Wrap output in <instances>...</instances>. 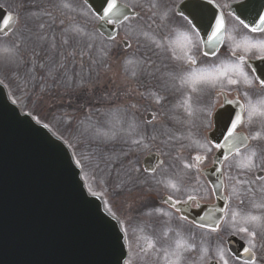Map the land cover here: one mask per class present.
<instances>
[{"label":"rangeland","instance_id":"rangeland-1","mask_svg":"<svg viewBox=\"0 0 264 264\" xmlns=\"http://www.w3.org/2000/svg\"><path fill=\"white\" fill-rule=\"evenodd\" d=\"M24 1H27V3L23 6V11L28 14L29 8L26 5L30 3V0ZM51 1L53 3H57L58 5L60 3V0ZM51 1L46 2L45 0H39V7H36L30 11L35 12L37 16L31 19H25L27 14L21 11L19 0H0V4L5 9L9 11H19L21 15L20 17L18 16L19 21L15 29L8 36L2 39L0 38V45L3 46L11 47L12 43L19 44V49L13 53L15 58L14 62L10 63L7 58L0 57V76L6 85H10L9 93L11 97L18 105L21 106L24 112L30 113L36 118V121L47 124L52 130L54 129L53 131L56 133H59L60 130L62 136L67 141L69 140L71 143L69 147L72 150L73 156L75 157L76 161L80 160L82 162L81 165L84 166L83 178L85 179L89 192L101 194L105 199V205L107 206V209L111 213H115V216L119 219V221L122 222L124 230H127L126 238L129 250V256L127 260H130L131 264H162V251L156 252L155 250H149L147 254H145L143 249L147 247V242L149 239H151L155 243L156 248L159 249H163L164 247L172 245L173 241L177 238L176 231L178 230L181 232L184 242L194 245L192 252L184 254L185 260L183 261V264H208L210 260H213L217 248L224 249L229 264H242L232 259L231 255L226 249L224 241L227 235L233 233L238 235L246 242V236L237 232L231 226V211L240 210L241 208H249L250 205L248 197H244L245 202L243 205H241L239 202V197L244 196V189L249 185L237 182L250 181L254 178H257L255 173L260 170L259 167L254 166L250 170L237 167V161H239L241 164H243L244 161L240 157H235V155L227 161V165L232 166H227L229 168L226 173V193L227 196H229V193L233 190V188H235L236 197L228 200L229 204L227 208V215H225L224 220L216 231L204 230L197 227L193 228V226L187 223H185L186 225L184 230H181L175 225L177 224L175 219L177 218L176 215H169L167 217L163 215L148 216L144 213V217L138 216L140 221H134L137 215H131L130 210L134 205L145 203L146 199H149L152 194L155 197L162 196L164 185L162 176L164 171L163 167L158 169L154 174H144L143 171L140 170L139 172L134 171L140 180L142 179V181L147 182L140 184L138 191H135L133 194L126 195L124 193L119 198H114V194H112L110 190L106 191L104 182L100 181L97 177V171L102 173L103 170L101 168L105 169L111 165V161L106 163L101 157L103 155H119V150L117 152H113V148L110 147L112 143L107 146L104 144H101V146L100 144H96L97 142H100L93 140L89 134L84 133L83 128L87 126L88 116H91L93 123L99 122L100 124L106 125L107 127H112V124L109 123V117L106 115V113L117 108L121 109V111L116 117L114 127L117 138L116 141L122 142L124 145L129 146L130 150L135 154V159H137L136 163L139 162L141 166L142 158L145 154L151 151H157L161 155L166 153L167 157H174L173 152H168V150L172 151V148L174 149L176 147H181L182 142H180L179 139H176L175 142L178 143H176L175 146H172L173 142H171L168 138L163 139L160 137L158 134L160 129H158L157 126L158 124L168 122L170 120V115L172 120L176 122L177 118L180 116H184V121L186 122L189 116H187L184 107L181 108V113H179L177 103L174 99L170 101V109H168L162 101L160 104L155 103V99L150 95V93L155 92L158 96H162L163 99H165L166 97L164 89L170 90L180 88V80L178 78L173 80L171 77L164 74V72H149L151 75L146 74V79H144V74H142L141 71L134 69V67L138 66V63L134 59L127 57L125 54L119 55L109 51L105 61L107 68L97 64L98 66H95V69H98V72L90 74L85 72L84 77L86 86L82 89H77L75 87H66V89H63L60 88V86L63 84H59L56 85L57 88L54 90L45 89L43 92L41 90L36 91L34 89L32 90L31 87L28 88L23 86L27 84L25 80H29L31 77L27 79L19 77L21 81H23V85H18V88L14 87V82L17 84L18 82L10 77V75L8 76V74L5 73L6 71H10V69L16 70L17 73H20L24 70L31 71L29 68H26L21 64L22 62H25L23 61L25 60V55L22 53L23 51L21 50V47L27 48L28 53L29 49L38 48L41 44H43L48 36H52V32L50 31L51 25L57 27L54 29V32L58 34L59 39L57 41V45L60 47V39L63 27L69 24H88L89 28H91L97 21V19L90 13V9H87L84 5H78V9L73 12L62 9L59 6H54ZM68 2H70V0H68ZM46 11H48V13H46ZM40 12L43 14V17L41 14H39ZM81 12H84L85 15H80ZM87 19L90 20L88 23L86 21ZM61 21H63V24ZM40 25H44V27L41 28ZM92 34L94 35L93 32ZM40 36H44L45 39L40 40ZM95 37V43L97 46L103 45L105 46L106 51L109 50L107 45L102 40H98L97 36ZM98 41L101 44H98ZM179 42L182 44L188 43V41L183 40L181 37L179 38ZM50 45H48V50L50 55H52L54 53L51 51ZM183 47H185V45L176 46L178 51H182ZM38 49H44V51L49 54V52L44 47ZM92 55L97 58L100 57V53L98 52H94ZM153 58L154 59L151 60L147 66L156 67L161 70L168 67L165 61H159V59L156 61V58ZM126 59L132 60L133 63L125 66L124 61ZM76 61L81 63V58L77 56ZM89 64V58L87 56L84 57L83 67L88 68ZM30 65L37 68L40 67L41 64L35 66L34 64L30 63ZM125 68H127V71ZM132 71H137V77L131 76ZM141 74L142 78L144 79L142 82L139 80L142 79ZM8 78H10V81ZM40 79L43 80V82L41 80V84L52 81L48 78L47 72L41 73ZM149 79H154L158 81V83L154 82L153 80L152 83L149 81ZM146 80L148 83L145 84ZM35 81H37V78ZM41 84L38 87L40 89ZM29 85L31 86V84ZM33 85L34 83H32V86ZM255 89H257V87ZM39 91L40 93H38ZM170 97L173 98L172 95H170ZM255 102L256 100H253V103ZM133 105H135V107H133ZM96 108L101 109L100 112L91 114V111ZM188 110L192 111V108L190 107ZM147 112L153 113V118L151 119L150 124L148 123L149 121H145V114ZM80 121H85V125H81ZM129 121L134 122L141 129H147L149 135L152 134L154 129L157 138L155 140L146 139L140 146L132 145L127 130V122ZM247 130H249L250 133L252 131L250 127H247ZM126 140L128 141L127 143H125ZM145 144L147 147L144 146ZM106 147L107 150L99 151L100 149H105ZM244 151L245 149L242 150V152ZM95 154L96 157L93 158ZM167 163L168 160L166 159V164ZM254 165H261V160L259 157L254 159ZM134 169H140L139 165ZM115 175L116 174H114V176ZM229 177H231V179ZM101 180L103 179L101 178ZM157 181H159V183ZM251 186L255 189L258 187V184H253ZM256 200L259 202V193L256 194ZM146 203L152 209L158 208L161 210V213L164 212L165 208L163 206H151L153 204L151 201ZM147 210L148 209H146L145 212H147ZM143 221L146 223H151L153 221L152 224H150L147 228V230L150 231V235L144 234V232L140 229L139 225L143 228V225L141 224ZM164 221H169V223L165 224ZM178 224L181 227L184 226L181 221ZM166 227H171L173 231L169 232L167 237H164L163 232ZM191 229H193L191 232L187 231ZM201 248L208 250L207 259L204 261H201L200 259V256L202 255L200 251ZM254 252L256 253L255 264H264V249L259 247V238L257 239V248L254 249Z\"/></svg>","mask_w":264,"mask_h":264},{"label":"snow or ice","instance_id":"snow-or-ice-1","mask_svg":"<svg viewBox=\"0 0 264 264\" xmlns=\"http://www.w3.org/2000/svg\"><path fill=\"white\" fill-rule=\"evenodd\" d=\"M85 3H90V0H85ZM208 4L212 3V0H207ZM59 7L69 11H76L75 7L68 2V0H60ZM95 8L96 15L99 13L97 18V24L100 22H107L109 24H114V22H130L136 18V13H129L125 11L128 8L127 5H121L118 3V0H99V6H92ZM165 6L157 3L156 0H150L149 10L152 13V17H158L159 23L157 28H166L168 21V12L160 11V9ZM227 7V5H225ZM199 9V14L201 16H206L207 23L205 27L208 31L205 33L206 40H201L200 43L207 44L212 46L211 52H204V56L216 55L217 45L223 44L225 35L229 32L227 25V17L222 13H208V10L203 7V5H197ZM80 15H85L84 12H81ZM35 12H29L25 19H31L36 17ZM233 19L237 20L239 25L246 29L249 33H264V13H257V18L252 21L251 24L246 23L244 19H240L237 16H233ZM18 19L12 15L7 16V18L0 17V24L3 27H0V32L5 35L8 34L9 29L11 28L12 21ZM151 19V17H150ZM184 20L188 22L189 25L192 24V21L188 19L187 16H184ZM63 24V21H61ZM41 28L44 25H40ZM151 25L145 28L143 25L139 26V30L136 33V38L139 41L141 38L149 46V50L152 48L159 49L161 51H171L172 58L175 61H182V65H178V72L176 74L166 73L167 76L171 77L173 80H180V88H187V91L184 95V102L180 105L185 108L187 116H192L193 111L188 109L192 106V101L196 100L197 103L203 102L204 97L200 95L202 90L207 88L209 90H215L218 88L216 93L218 96L222 97L223 102L220 104V107H223V104H235L239 108V112H235L233 116L229 117V122L225 126V130L221 133L223 137V143L217 142L212 144L211 140H207V147L204 144L199 143V141H193L196 147L205 149L206 152H212V149L215 148L217 151H221L227 148V154L224 155L222 160H219V163L225 164L230 157H233V150L235 157H240L244 163L241 164L239 161L236 162L237 167L250 170L252 167H259L261 171H264V76L256 75L255 69H252V74L250 75L247 69L251 68L249 63L250 57L248 53L252 52L253 49H256L259 53L257 59L264 60V40L253 42L251 38L247 35L242 36L237 40L236 36L228 34L227 39L230 44V52L232 56V62L230 64L214 65L211 68L197 67V60L194 56L190 55L188 51L184 52L183 55H177L176 50L172 47V44L177 38V29H171L167 35L157 36L156 33L150 31ZM193 32L195 36H199V32H195L194 29H189ZM180 37L188 41L189 44L194 46V41L191 38L184 34L180 33ZM40 40H44V36L39 37ZM110 40L114 37H109ZM96 37L87 31V28L83 25H74L69 24L62 29L61 39H60V52L59 60H56L54 57L49 56L51 64L47 66L48 78L53 81V86L63 84L66 87H75L77 89H82L86 86V81L83 71V59L88 57L89 72L95 70V65L99 64L104 68H107L106 58L109 54V50H105V46H97L95 43ZM130 46V45H129ZM51 51L53 53L57 50V44L55 42V37H53L51 42ZM19 49V44L12 43L11 47L0 45V57L7 58L9 62H14L13 53ZM70 49V50H69ZM93 52L100 53V57L97 58L92 55ZM38 55V53H37ZM81 58V70L75 71L70 70L68 64H76V57ZM132 60L126 59L124 61L125 66L132 64ZM145 63V61L137 62ZM41 68H45V64L40 65ZM127 71V68H125ZM71 71V75L69 74ZM98 75V73H97ZM137 71H132L131 76L137 77ZM151 75V73H148ZM259 87L262 90V94L256 99V102L253 103L252 93L250 90ZM45 90L44 86L41 87V91ZM236 91L237 94L242 93L245 103L241 104L239 100L232 99L229 100L226 92ZM195 94V96H194ZM210 94V93H209ZM150 95L155 99V103L160 104L163 100L162 96H158L155 92L150 93ZM135 107V105H133ZM95 112L99 113L100 109H94ZM121 109L117 108L110 110L106 113L109 117V123L112 124V127H107L102 125L99 122L93 123L91 116L87 117V126L83 128V132L91 136L93 140L99 141L102 144H107L113 141L116 138V132L114 131L116 117L119 115ZM126 111V110H125ZM259 120V126L256 127V122ZM39 123V121H37ZM149 124L151 121L148 122ZM81 125H85V121H80ZM245 124L253 129L250 135H243L238 132V127L245 126ZM44 127H48L47 124ZM127 130L129 134V139L132 145L140 146L144 140L151 139L155 140L156 134L153 129L152 134L149 135L147 129H141L134 122H127ZM207 139V138H206ZM128 141L126 140L125 143ZM251 142V144H250ZM147 147V145H144ZM245 149L244 152L241 149ZM128 153H122L120 155L113 154L112 156L103 155L101 158L107 163L108 161L115 162L116 160L122 159L123 156H127ZM259 157L261 160V165H254V159ZM196 163L202 162V157L197 154L194 157ZM216 161H214L215 163ZM162 163V162H160ZM77 166H80L81 161H76ZM98 166V163H97ZM231 167L232 165H228ZM195 167L194 163H183V168L189 172ZM155 172V167L150 169ZM133 171L139 172V169L126 168L123 169V176L127 179H122L120 183L116 185L118 189L123 190L122 186L127 185L129 182L132 184L136 183H146L147 181L140 180L139 177H133L131 173ZM221 171V169H217ZM190 178V177H189ZM231 179V177H229ZM183 177L179 174L170 177L167 181V187L178 190V184L181 183ZM159 183V181H157ZM237 183H243L249 185L244 189V196L239 197V202L241 205L244 204V197L249 199V208L240 210L231 211V226L239 233H242L246 236V243L249 245L245 247L243 251L249 255V260L244 261V264H255L256 253L254 249L257 248V239L259 238V247L264 249V176L259 178H254L250 181H238ZM253 184H258V187L255 189L251 186ZM223 187V184L219 185ZM131 189H129L130 191ZM259 193V202L256 200V194ZM95 195V193H92ZM251 194V195H249ZM233 197H236V190H233L229 193V196L226 200H231ZM196 200V197L189 195L186 201L183 203L187 204L190 201ZM166 203H169L170 207H174L175 203L173 202V197L171 195L167 196ZM197 206L199 204L197 203ZM228 204L226 203L225 208H221L220 212L227 215ZM153 214L169 216V213H161L160 209H152L145 213V215L151 216ZM113 218H115V213H112ZM186 219V217L184 218ZM204 217H201L203 220ZM219 219L213 226H211L212 231H216L219 228ZM119 223V221H118ZM165 224H168L169 221H164ZM199 227L204 228V224H200ZM173 231L171 227H166L163 236L167 237L169 232ZM124 234H127V230H124ZM176 239L173 241V244L164 247L163 249L156 248L155 243L149 239L147 242V247L143 249L145 254L149 250H155L156 252H163L162 264H183L185 260V253H190L193 251L194 245H190L183 241L182 234L180 231H176ZM119 240V237L117 238ZM202 255L200 256L201 261L207 259V249H200ZM215 264H229L228 259L223 248H217L215 256L213 257ZM125 264H131L130 260H125Z\"/></svg>","mask_w":264,"mask_h":264},{"label":"water","instance_id":"water-1","mask_svg":"<svg viewBox=\"0 0 264 264\" xmlns=\"http://www.w3.org/2000/svg\"><path fill=\"white\" fill-rule=\"evenodd\" d=\"M87 4L95 12L92 6L98 7L99 0ZM9 15L15 17L0 7V17ZM105 23L98 28L107 34ZM226 124L223 128L220 124V133ZM211 140L223 143L221 137ZM227 148L218 151L213 167L205 172L215 202L196 209L187 204L175 206L197 225L211 228L223 217L220 209L225 208L226 198L217 169ZM159 162L152 153L144 159V167L150 170ZM226 244L235 258L249 260L241 239L230 235ZM125 257L118 222L100 198L87 194L66 144L29 115H21L0 84V264H124Z\"/></svg>","mask_w":264,"mask_h":264},{"label":"flooded vegetation","instance_id":"flooded-vegetation-1","mask_svg":"<svg viewBox=\"0 0 264 264\" xmlns=\"http://www.w3.org/2000/svg\"><path fill=\"white\" fill-rule=\"evenodd\" d=\"M123 4L127 5L133 12L136 13V18L130 22H120L117 25V34L114 41L118 44L124 51L132 49L131 52H128V56L131 58L145 61L143 65H149L150 61L155 57L156 61H165L168 65V69H163L162 71L176 74L178 72V65H182V61H175L172 58L171 51H161L159 49L152 48L149 50V46L141 38L139 41L136 38V33L139 30V26L143 25L147 28L151 25L150 31L157 34V36L167 35L171 29H177V38L172 44V47L176 50L177 55H183L184 52L188 51L190 55L194 56L197 60V67L211 68L214 65L230 64L232 62V56L230 52V44L228 42V34L236 36L239 40L242 36L247 35L251 38L253 42L264 40V33H249L246 29H243L239 25L238 21L233 19V16H237L240 19H244L246 23L251 24L254 19L257 18V13H264V0H212L211 4L207 3V0H196V1H205L203 5L205 9L208 10V13H222L227 17V25L229 32L224 37V43L217 45L216 55L204 56V52H211L212 46L207 44L200 43L201 40H206L205 33L208 29L205 27L207 23L206 16H201L199 14V9L197 5H194L190 8H185L188 13L191 11L194 13L196 18L194 24L189 25L187 21L184 20V16L178 14L177 8L181 2L185 0H156L157 3L164 5L165 7L160 9V11L168 12V21L166 28H157L159 23L158 17H152V13L149 10L150 0H119ZM227 5V7H225ZM151 17V19H150ZM96 29V25L94 26ZM189 29H194L195 32H199V36H195L193 32ZM96 32V31H95ZM180 33L188 35L192 41H194V46L192 44H182L179 42ZM97 36L105 40L104 36L96 32ZM130 45V46H129ZM182 45V51H178L176 46ZM259 53L256 49H253L252 52L248 53L250 57L249 63L251 68L247 69L252 74L253 63L258 61L256 57L259 56ZM252 61V62H251ZM152 69H159L156 67H150ZM264 69V68H263ZM255 74L264 75V70L258 72L255 71ZM187 88H178L168 92L169 95H172L173 98L165 100L166 104H170L172 99L177 103L178 111L181 113V104L184 102V92H187ZM252 93V98L255 101L261 94L262 90L257 87V89L250 90ZM218 88L215 90H209L207 88L202 90V95L204 97L203 102L197 103L195 98L192 101V111L194 114L189 116L188 120L184 121V116L177 118V122L173 121L170 125L173 128L171 134L174 137V140L179 139L182 142L181 147L172 148L174 157H167L166 153L161 155L162 165L158 167L155 172L163 167V194L162 198H167L171 195L173 201L183 202L188 199L189 195L196 197V200L190 201V205L194 206L198 202H209L212 199V193L210 186L203 175V171L209 168L213 164V157L216 154L217 150L212 149V152H206L205 149H201L195 146L193 141H199V143L204 144L207 147V140H209V135L212 133L218 132L220 125H215L216 123L222 124L224 122H229V117L233 116L235 112H239V108L235 104H223V107H220V104L223 102L222 97L218 96L216 93ZM210 93V94H209ZM228 99L239 100L241 104L245 103L243 99V94H237L236 91L226 92ZM177 95V96H176ZM195 96V94H194ZM223 108L224 113H218L220 109ZM176 122V123H175ZM259 126V120L256 122V127ZM247 125L238 127L237 131L244 134L250 135V131L247 130ZM253 130V129H252ZM222 137V136H221ZM207 138V139H206ZM176 143L173 141L172 146H175ZM213 144V143H212ZM199 154L202 157V162L196 163L194 157ZM166 159L168 163L166 164ZM183 163H194L195 167L189 172L183 168ZM227 162L222 165L223 177L226 179V173L228 171ZM153 172V173H155ZM179 174L183 177V180L178 184V190L167 187V181L170 177ZM190 177V178H189ZM203 181V183H202ZM225 181V180H224ZM123 190L119 189V195L124 192L125 194L129 189L132 191L135 190L136 184L129 182L127 185L122 186ZM130 192V191H129ZM167 205V204H166ZM167 213L169 215H178V213L170 208L167 205Z\"/></svg>","mask_w":264,"mask_h":264}]
</instances>
